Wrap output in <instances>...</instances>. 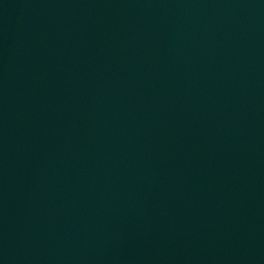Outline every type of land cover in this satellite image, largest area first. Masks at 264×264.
Here are the masks:
<instances>
[{
	"label": "water",
	"instance_id": "water-1",
	"mask_svg": "<svg viewBox=\"0 0 264 264\" xmlns=\"http://www.w3.org/2000/svg\"><path fill=\"white\" fill-rule=\"evenodd\" d=\"M0 264H264V0H0Z\"/></svg>",
	"mask_w": 264,
	"mask_h": 264
}]
</instances>
